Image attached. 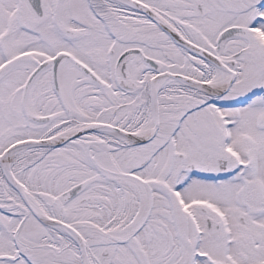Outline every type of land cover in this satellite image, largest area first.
<instances>
[{"label":"snow or ice","instance_id":"6c2138e0","mask_svg":"<svg viewBox=\"0 0 264 264\" xmlns=\"http://www.w3.org/2000/svg\"><path fill=\"white\" fill-rule=\"evenodd\" d=\"M0 264H264V0H0Z\"/></svg>","mask_w":264,"mask_h":264}]
</instances>
